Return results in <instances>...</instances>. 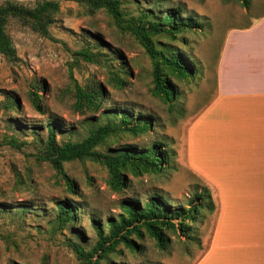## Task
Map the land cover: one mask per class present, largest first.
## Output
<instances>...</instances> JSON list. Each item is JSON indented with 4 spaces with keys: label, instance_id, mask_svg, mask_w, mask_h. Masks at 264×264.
<instances>
[{
    "label": "rangeland",
    "instance_id": "374dc122",
    "mask_svg": "<svg viewBox=\"0 0 264 264\" xmlns=\"http://www.w3.org/2000/svg\"><path fill=\"white\" fill-rule=\"evenodd\" d=\"M9 1L33 7L43 0ZM56 1L59 12L48 36L13 18L6 25L16 56L8 60L0 54V264H89L68 245L69 238L83 245L95 241L89 213L102 219L114 216L120 211L121 199L143 201L155 193L173 205H187L191 199L198 201L195 195L204 187L210 191L215 209L194 224L201 247L190 244L187 252L184 237L172 235L169 248L160 250L152 238L144 236L136 240L139 246L135 251L119 245L102 263L264 264V177L249 184L241 140L244 125L235 124L226 100L215 99L219 55L230 35L264 14V0H251L249 8L237 0H122L128 16L160 2L165 7H180L183 15L202 24L185 29L176 39L159 38L160 43L195 62L201 72L198 78L175 80L183 95L179 112L169 110L151 94L148 56L105 11L91 12L85 0ZM82 46L107 53L111 66L88 63L76 56L75 51ZM121 68L129 73L125 74L126 85L117 88L109 80V71ZM71 75L79 83L100 82L105 90L100 110H73ZM31 91L40 97L41 112L30 101ZM7 96L16 100L14 111L2 106ZM107 108L150 115L153 124L143 134L111 137L99 150L125 143L147 146L162 140L175 153L171 156L175 167L128 175V186L116 192L107 185V171L99 163L65 162L64 171L80 194L71 195L56 170L36 158L40 140L47 135L46 124L60 123L55 133L58 141L79 140L104 121L101 110ZM11 136L21 143L19 148L5 142ZM63 197L84 204L78 223L84 238L76 237L70 229L54 230L49 222L55 214V201ZM26 204L29 209L23 213Z\"/></svg>",
    "mask_w": 264,
    "mask_h": 264
},
{
    "label": "trees",
    "instance_id": "16d2710c",
    "mask_svg": "<svg viewBox=\"0 0 264 264\" xmlns=\"http://www.w3.org/2000/svg\"><path fill=\"white\" fill-rule=\"evenodd\" d=\"M85 1L91 12L105 11L119 30L131 35L143 48L151 63V94L166 104L169 110L178 111L179 105L182 107L183 95L175 80L198 78L201 72L195 62L190 61L182 52L160 43L159 38L176 39L185 29L199 28L202 24L190 15H183L180 7H165L160 2L148 9H141L136 16H128L122 7V0ZM237 1L246 8L251 5V0ZM58 12L59 3L56 0H43L33 7L9 0L0 2V54L8 60L16 56L6 32L9 19H16L40 35L48 36V28ZM74 54L88 63L106 67L112 64L107 53L99 48L82 46ZM109 72V80L114 86L123 88L126 85L127 70L110 69ZM71 92L74 99L72 108L80 113L100 110L105 98V90L100 82L91 80L79 83L72 75ZM30 101L41 112L37 93L30 92ZM2 106L12 111L17 109L16 100L12 96H7ZM181 112L184 113V109ZM101 114L104 115V121L92 126L79 140L58 141L55 133L60 123L57 121L47 122L46 138L40 140L36 158L46 161L56 170L71 195L80 194L76 190L75 181L64 171L65 162L91 160L99 163L107 171V185L116 192L128 186V175L159 173L168 167H175L171 161L175 153L169 151L162 140H154L147 146L125 143L108 146L104 151L99 150L111 137L122 133L134 136L143 134L153 124L152 116L134 114L129 109L107 108L102 109ZM35 135L39 136L38 133ZM5 142L17 148L21 144L13 136ZM195 197L198 201L191 199L187 205H173L158 193L150 194L143 201L133 197L123 198L118 204L120 211L114 216L102 219L95 213H89L88 219L96 233L92 244L83 245L69 238L68 245L79 259L89 264H103L102 261L109 260L119 245L135 251L139 246L136 240L144 236L152 238L160 250L169 248L172 235L183 236L186 251L189 252L190 244L202 246L200 233L194 224L215 209L207 187L196 193ZM55 208V214L49 220L54 230L70 229L76 237L84 238V231L78 225L84 204L72 197H63L55 201ZM27 209L29 205L26 204L21 210L24 213Z\"/></svg>",
    "mask_w": 264,
    "mask_h": 264
},
{
    "label": "crops",
    "instance_id": "0c3cea01",
    "mask_svg": "<svg viewBox=\"0 0 264 264\" xmlns=\"http://www.w3.org/2000/svg\"><path fill=\"white\" fill-rule=\"evenodd\" d=\"M218 59L215 99L226 100L235 124L244 125L242 151L249 184H255L264 177V14L230 35Z\"/></svg>",
    "mask_w": 264,
    "mask_h": 264
}]
</instances>
